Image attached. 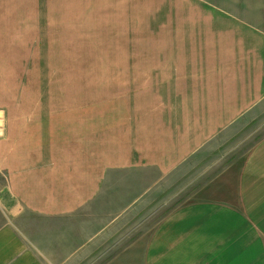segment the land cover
Instances as JSON below:
<instances>
[{
  "label": "crops",
  "instance_id": "obj_1",
  "mask_svg": "<svg viewBox=\"0 0 264 264\" xmlns=\"http://www.w3.org/2000/svg\"><path fill=\"white\" fill-rule=\"evenodd\" d=\"M111 1L40 6L66 40L50 48L62 79L0 108V264H82L122 234L110 264H264V133L127 229L264 108V0H139V32L138 0ZM68 22L85 37L65 36ZM102 23L119 40L109 63L71 42Z\"/></svg>",
  "mask_w": 264,
  "mask_h": 264
},
{
  "label": "rangeland",
  "instance_id": "obj_2",
  "mask_svg": "<svg viewBox=\"0 0 264 264\" xmlns=\"http://www.w3.org/2000/svg\"><path fill=\"white\" fill-rule=\"evenodd\" d=\"M103 3H112L111 0H102ZM5 14L0 17V24L4 25L2 36L4 37V43L1 38V49H4L6 55V65L0 62V108H12L14 103L22 101L20 96H29L31 94L47 96L51 95V90L45 89L46 85L51 81H60L61 73L53 71V60L58 64V56L53 54L50 59V48L54 51L57 47L60 48V44L64 41H59L54 38V35L58 23H46L48 20H56L54 15L46 16V9L40 7L44 4V0H5ZM54 8V7H53ZM144 8L141 7L140 1H134V15L133 22L128 26L133 28L134 32L140 31V24L144 14ZM65 16V15H64ZM5 19V22H4ZM102 28H101V27ZM100 32L93 34V26L91 32L88 28L85 29L86 36L96 35V39L91 40H72L74 44L73 51L80 50V45L89 46L90 52L96 50V60L99 63H109V58L114 51V44L119 43V40L114 39L115 35L110 31L109 24H101ZM50 27V32L47 34L46 28ZM65 36L76 35L78 38L85 37L77 31L78 27H82L81 24L75 23L63 24L62 29ZM52 30V32H51ZM113 32V30H112ZM58 33H61L58 32ZM1 36V35H0ZM139 42V41H138ZM78 44V46H77ZM84 58L88 60L90 68L96 67L93 64L94 56H88L85 54ZM9 61V62H8ZM70 60L66 62L69 63ZM59 65V64H58ZM140 72H137L139 75ZM33 75V79H31ZM136 78V77H135ZM34 80L30 87L29 80ZM61 85H66L62 83ZM61 88V87H60ZM57 88V89H60ZM82 86L74 85L70 87L69 91L79 92ZM62 90H68V88H61ZM48 90V92H46ZM50 91V92H49ZM60 91V90H58ZM264 133V108H262L258 114L256 113L252 118L246 120L244 128L239 134L232 137L227 143L220 146V149L215 151L210 157L203 162L198 163L197 166L191 165L190 169L186 173L185 177L177 178L175 181L179 183L172 185L165 191L163 199H155L151 202V209L148 213L150 215H134L132 223L127 225V229L132 227L135 232L131 234V237H135L139 232L138 227L143 223L151 224L158 216L154 215L161 208H166L172 205V203L184 201L189 198L190 190L195 183L200 180L201 177L208 175V171L217 170L214 168L216 163H221L230 157H234L237 154H241L250 143H252L259 135ZM213 164V167H209ZM187 169V168H186ZM186 169L182 170L185 171ZM208 172V173H207ZM207 173V174H206ZM176 178V177H175ZM174 178V179H175ZM2 179H0L1 182ZM181 180V181H180ZM2 183H0L1 186ZM180 190L179 196L176 192ZM175 195V196H174ZM174 197V200H173ZM141 203L137 207H140ZM137 212V210H133ZM3 217L0 215V224L3 222ZM130 234V233H129ZM119 236H116L118 238ZM124 235L115 240L116 246L109 243L106 247L99 249L96 255L86 259L82 264H110L108 260L113 258V252H120V246L117 244L122 242ZM123 243V242H122Z\"/></svg>",
  "mask_w": 264,
  "mask_h": 264
}]
</instances>
